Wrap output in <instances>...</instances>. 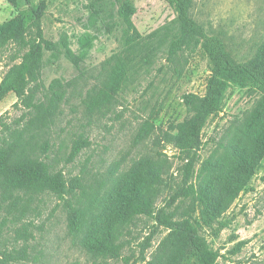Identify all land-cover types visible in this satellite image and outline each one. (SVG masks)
<instances>
[{
    "label": "rangeland",
    "instance_id": "obj_1",
    "mask_svg": "<svg viewBox=\"0 0 264 264\" xmlns=\"http://www.w3.org/2000/svg\"><path fill=\"white\" fill-rule=\"evenodd\" d=\"M192 1L197 24L220 36L238 61L264 53V0ZM126 4L135 7L145 59L113 110L92 115L82 99L105 60L121 49ZM181 30L171 0H0V83L31 44L42 55L23 96L10 93L0 101V133L4 123L17 127L37 152L48 143V161L71 188L60 197L35 186L24 196V185L0 171V221L15 215L18 221L0 232L6 264H94L91 246L122 225L119 212L133 174L153 156L163 172L158 208L180 187L187 159L167 134L183 130L194 114L186 95H204L211 75L200 35L169 57ZM194 153L188 179L194 193L166 211L174 219L192 213L218 264H264V92L230 83L222 111L208 120ZM26 222L28 233L21 229ZM129 227L123 256L107 264H198L188 249L190 234L146 216Z\"/></svg>",
    "mask_w": 264,
    "mask_h": 264
},
{
    "label": "trees",
    "instance_id": "obj_2",
    "mask_svg": "<svg viewBox=\"0 0 264 264\" xmlns=\"http://www.w3.org/2000/svg\"><path fill=\"white\" fill-rule=\"evenodd\" d=\"M171 2L182 24V30L169 45V57L186 45L194 35H200L203 37V52L211 61V75L205 94L192 93L185 97L186 104L194 111L193 116L181 132L167 134L168 142L178 148L180 154L187 159L184 178L166 205L158 208L157 189L163 181L162 167L155 156L150 158L146 166L142 164V167L133 174L132 185L119 212L122 225L108 229L104 236L91 246L94 250L92 253L95 255L93 257L96 259L94 264H107L109 258H121L125 246L124 237L130 228L129 225L142 216L190 234L188 249L198 264H218L214 249L206 237L198 233L196 224L192 220V213H186L183 219H174L175 212L170 214L166 210L172 208L178 200L188 199L194 193V187L188 186V179L196 161L194 149L200 144L202 132L208 120L222 111L224 94L228 85L230 83L252 84L264 92V53L256 59L238 61L227 49L220 36L207 34L197 24L191 15L192 0H171ZM134 13L135 7L131 4L124 5L120 11L121 49L105 60L99 74L95 76L96 82L87 89L82 99L83 107L89 114L105 115L111 112L119 103L121 94L130 81L132 70L138 69V64L145 59L146 49L142 48L146 45V39L132 19ZM41 62V53L31 44L19 65L10 69L0 83V101L10 93L23 96L30 77L36 75ZM15 124L19 122L16 121ZM3 125L6 130L2 132L3 135L0 133V171H9L12 177L24 185L23 188L26 189L23 190V195L28 196V188L35 186L50 189L60 197L70 193L71 188L66 183L63 171L56 170L48 161L52 160L49 144L46 143L45 147H41V151L37 152V149L32 146V141L24 135L23 131L20 132L17 127L7 126L5 123ZM78 144L75 143V150L79 148ZM245 185L246 181L241 184L237 192L241 191ZM10 208L11 211L8 213L11 215L14 208ZM10 222L17 223V216L15 215L13 219L8 216L3 217L0 221V232ZM74 224L76 225L73 221L72 227ZM30 225L31 223H23L21 228L23 232H30ZM150 244V238H148L143 246L142 256ZM0 264H6L1 256Z\"/></svg>",
    "mask_w": 264,
    "mask_h": 264
}]
</instances>
